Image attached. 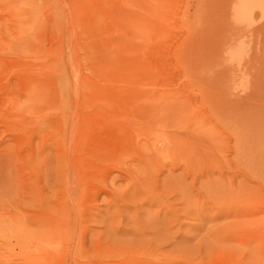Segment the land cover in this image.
Segmentation results:
<instances>
[{"label":"rangeland","instance_id":"obj_1","mask_svg":"<svg viewBox=\"0 0 264 264\" xmlns=\"http://www.w3.org/2000/svg\"><path fill=\"white\" fill-rule=\"evenodd\" d=\"M237 1L0 0V264H264Z\"/></svg>","mask_w":264,"mask_h":264},{"label":"bare ground","instance_id":"obj_2","mask_svg":"<svg viewBox=\"0 0 264 264\" xmlns=\"http://www.w3.org/2000/svg\"><path fill=\"white\" fill-rule=\"evenodd\" d=\"M234 5L233 14L237 20L250 16L254 9H261L264 12V1L262 0H240Z\"/></svg>","mask_w":264,"mask_h":264}]
</instances>
